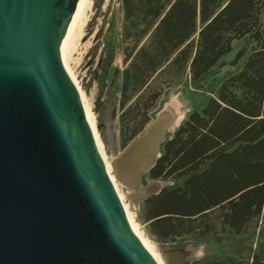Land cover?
Returning <instances> with one entry per match:
<instances>
[{"label": "trees", "instance_id": "16d2710c", "mask_svg": "<svg viewBox=\"0 0 264 264\" xmlns=\"http://www.w3.org/2000/svg\"><path fill=\"white\" fill-rule=\"evenodd\" d=\"M123 147L141 134L171 79L202 83L233 52L224 77L162 145L148 172L172 186L144 201L142 219L162 243H228L264 221V0H121ZM242 64L240 65V63ZM201 264H264V242Z\"/></svg>", "mask_w": 264, "mask_h": 264}, {"label": "water", "instance_id": "95a60500", "mask_svg": "<svg viewBox=\"0 0 264 264\" xmlns=\"http://www.w3.org/2000/svg\"><path fill=\"white\" fill-rule=\"evenodd\" d=\"M80 4L0 0V264H159L131 226L63 63ZM167 119L160 113L127 149L122 182L155 165ZM134 151L142 161L131 176Z\"/></svg>", "mask_w": 264, "mask_h": 264}, {"label": "rangeland", "instance_id": "374dc122", "mask_svg": "<svg viewBox=\"0 0 264 264\" xmlns=\"http://www.w3.org/2000/svg\"><path fill=\"white\" fill-rule=\"evenodd\" d=\"M122 24L121 0H89L65 49L64 60L83 94L84 103L94 123L98 146L112 170L122 202L133 220L134 227L141 237L151 244L159 264H201L206 255L238 256V253L245 252L246 247L253 246L257 249L264 242V221L249 226L247 233L240 237L247 239L246 243H228L216 235L201 241L182 239L178 243H162L149 233L148 226L142 219L144 201L147 196L154 195L158 190L147 193L146 186L150 182L158 181L163 184V189L174 185L176 181L152 180L148 173H145L139 182L128 180L124 183L120 179L123 173L120 161L130 145L146 130L145 128L127 147H123L120 99L122 70L125 67L122 49L126 44L122 43ZM245 44V40H235L233 52L225 58V66L216 68L201 86H193L188 77L169 81L152 111L150 121L156 120L159 114L170 106L183 114L177 125L166 129V139L173 135L192 110L205 103L211 91L219 86L224 77L237 70L238 67L232 63L236 53ZM201 245L204 249L203 257H190L187 250Z\"/></svg>", "mask_w": 264, "mask_h": 264}, {"label": "bare ground", "instance_id": "6f19581e", "mask_svg": "<svg viewBox=\"0 0 264 264\" xmlns=\"http://www.w3.org/2000/svg\"><path fill=\"white\" fill-rule=\"evenodd\" d=\"M89 2V0H81V4H80V7H79V10H78V13L76 15V18L74 20V23L72 25V28L70 30V32L67 34V36L64 38L63 40V44H62V47H61V53H62V59H63V63L67 69V71L69 72L71 78L73 79V81L75 82V79L73 78V76L71 75L70 71H69V67L67 66V63L65 62L64 60V55H65V49L67 48V45L69 43V40L71 39L72 35L75 33L74 29L76 27V25L78 24V20L79 18L82 16V13L83 11L85 10L86 6H87V3ZM77 28V27H76ZM74 32V33H73ZM76 84V83H75ZM80 94H81V98H82V102H83V105H84V108H85V111H86V115H87V118H88V121L92 127V130H93V133H94V136H95V139H96V142H97V135H95V132H94V123H93V120L91 118V115L89 113V110L87 109L85 103H84V100H83V94L82 92L79 90ZM166 113V116H167V127L171 129V127H174V125H177V123L180 122V120L183 118V114L182 113H179L177 109L173 108V107H169L166 109L165 111ZM173 131V130H172ZM165 137V135H164ZM98 145V143H97ZM100 152H101V155L105 161V158L103 156V153L101 151V148L98 146ZM160 153V147L158 148V154ZM127 163L131 164L132 162V168L130 169V172L128 174H130L131 176H133V174H136L137 172V168L140 167L141 165V158H140V154L139 152H133L131 154V156H128L127 159H126ZM105 164H106V167H107V171L111 177V180L113 181L114 183V186L119 194V197L120 199L122 200L121 198V194L119 193L118 191V188H117V185H116V182L114 180V176L112 174V170L111 168L107 165L106 161H105ZM130 168V167H129ZM137 177L140 176L139 174L136 175ZM163 186V184L161 182H158V181H153V182H150L146 188H145V191L148 193V192H152V191H157L159 190L161 187ZM124 205V204H123ZM125 207V206H124ZM125 210L127 212V216L129 218V221L131 223V226L133 228V230L135 231V233L138 235V237L141 239V241L143 242V244L145 245V247L149 250V252L153 255V257L157 260L156 258V254L151 246V244L144 238V237H141V235L138 233V231L136 230L137 228L134 227V223H133V220L129 214V212L127 211L126 207H125ZM158 262V261H157ZM159 263V262H158Z\"/></svg>", "mask_w": 264, "mask_h": 264}, {"label": "clouds", "instance_id": "9594fccd", "mask_svg": "<svg viewBox=\"0 0 264 264\" xmlns=\"http://www.w3.org/2000/svg\"><path fill=\"white\" fill-rule=\"evenodd\" d=\"M187 251L190 257H194L196 259H200L204 255V249L202 245L199 247H190Z\"/></svg>", "mask_w": 264, "mask_h": 264}]
</instances>
